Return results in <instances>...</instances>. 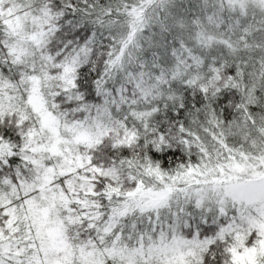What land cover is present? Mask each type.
<instances>
[{
	"label": "snow or ice",
	"instance_id": "1",
	"mask_svg": "<svg viewBox=\"0 0 264 264\" xmlns=\"http://www.w3.org/2000/svg\"><path fill=\"white\" fill-rule=\"evenodd\" d=\"M0 264H264V0H0Z\"/></svg>",
	"mask_w": 264,
	"mask_h": 264
}]
</instances>
